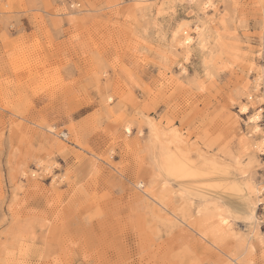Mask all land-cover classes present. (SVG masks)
I'll use <instances>...</instances> for the list:
<instances>
[{"label": "rangeland", "instance_id": "rangeland-1", "mask_svg": "<svg viewBox=\"0 0 264 264\" xmlns=\"http://www.w3.org/2000/svg\"><path fill=\"white\" fill-rule=\"evenodd\" d=\"M144 1L0 0V264H264V0Z\"/></svg>", "mask_w": 264, "mask_h": 264}, {"label": "bare ground", "instance_id": "bare-ground-1", "mask_svg": "<svg viewBox=\"0 0 264 264\" xmlns=\"http://www.w3.org/2000/svg\"><path fill=\"white\" fill-rule=\"evenodd\" d=\"M141 2H143V1H141ZM209 2L212 4L211 0H207V2L204 3V6L202 8L203 12L204 11L206 12V11L211 10L213 8V4H212L211 8H205V4H207ZM195 3H196V0H189L188 4L190 6H192V5H195ZM190 25H191V23L189 24L186 21L184 23H182V24L180 23L177 26V29L176 30L174 29L175 31H174V34H173V37H172V41L175 42L177 40V38H178V35H180V33L183 34L184 38H183V41L180 42V45L183 44V48H186L187 50H189L191 47H193L197 43H199L201 46H203V38L205 36V28L204 27L196 26V27L190 28ZM197 29H199V31H197ZM186 37L187 38H191L193 40V43L192 44H185L184 40H185ZM184 72H186V71H184ZM260 76L261 75H259V77ZM257 80H259V79H257ZM261 80L264 82V73L261 76ZM240 113L243 116L248 114L247 111L246 112L240 111ZM254 117H256V119H254ZM248 121H249L248 123L253 127L254 134H258V133L261 132V128H260L261 114L260 113H256L255 115L250 116ZM126 130H127V133H131L130 128H127ZM261 147L259 146L258 149H260ZM260 150H258V151H260ZM245 191L247 192V195L250 197V202H251L253 208L255 209L252 212V216H251V220L252 221L251 222L255 225L254 231L258 234V232H260V230H259L258 217H257L258 215L256 213V210L259 208V206L264 205V203H263L264 199H262V197H261L262 189H259L258 186L254 185L252 182H250L249 180L245 179ZM203 213H204V211H203ZM226 223H227V219H224L222 217L219 219L220 226H223V225L226 226ZM258 238H261V232L258 234ZM260 242L263 243L262 241H260Z\"/></svg>", "mask_w": 264, "mask_h": 264}, {"label": "snow or ice", "instance_id": "snow-or-ice-1", "mask_svg": "<svg viewBox=\"0 0 264 264\" xmlns=\"http://www.w3.org/2000/svg\"><path fill=\"white\" fill-rule=\"evenodd\" d=\"M212 7V4L209 2V3H207V4H205V8H211ZM197 31H199V29H197ZM184 43L185 44H192L193 43V40L191 39V38H185V40H184ZM181 47H183V44L181 45ZM240 111H242V112H246V111H248V109H246V108H241L240 109ZM254 119H256V117H254Z\"/></svg>", "mask_w": 264, "mask_h": 264}, {"label": "built area", "instance_id": "built-area-1", "mask_svg": "<svg viewBox=\"0 0 264 264\" xmlns=\"http://www.w3.org/2000/svg\"><path fill=\"white\" fill-rule=\"evenodd\" d=\"M68 135H62V137L66 140Z\"/></svg>", "mask_w": 264, "mask_h": 264}]
</instances>
